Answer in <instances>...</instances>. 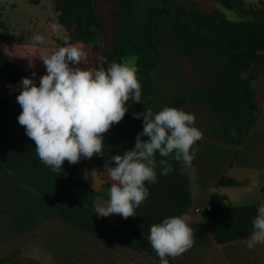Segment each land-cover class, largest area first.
<instances>
[{
    "label": "crops",
    "instance_id": "0c3cea01",
    "mask_svg": "<svg viewBox=\"0 0 264 264\" xmlns=\"http://www.w3.org/2000/svg\"><path fill=\"white\" fill-rule=\"evenodd\" d=\"M243 1L252 6L264 2ZM95 3L105 30L102 48L111 52L110 33L117 25L113 15L119 0ZM7 12L15 18L12 33L3 20ZM0 15V25L9 32L8 39L0 41V64H13L36 83L47 74L43 60L61 47L86 53L78 66L83 70H95L101 59L100 49L67 44L54 0H38L35 5L30 0H0ZM152 38L161 56L150 75L153 94L142 107L127 102L126 114L142 121L149 109L154 114L164 107L194 114V127L203 133L195 163L188 168L172 165L168 175L157 173V183L146 182L149 196L135 216L96 219L95 207L108 200L113 183L108 172L79 161L76 173L89 191L64 164L59 171L44 164L25 128L0 115V259L19 251L24 259L39 264H154L126 223L149 240L153 224L187 214L194 245L176 258L167 257L171 263L264 264V244L251 250L245 243L248 238L217 244L194 210L264 205L260 191L264 187V68L253 83L259 110L252 113L243 100L242 78L213 43L191 37L165 16L154 18ZM20 91V84L0 77V99L17 103ZM171 97L183 98L184 105L176 107ZM222 177L240 186L217 187ZM251 190L256 198L247 195Z\"/></svg>",
    "mask_w": 264,
    "mask_h": 264
},
{
    "label": "clouds",
    "instance_id": "9594fccd",
    "mask_svg": "<svg viewBox=\"0 0 264 264\" xmlns=\"http://www.w3.org/2000/svg\"><path fill=\"white\" fill-rule=\"evenodd\" d=\"M36 40L43 42L41 36ZM85 59L86 53L76 47L53 51L43 60L47 74L40 78L39 87L32 79L22 78L16 97L22 108L19 125L35 142L39 159L54 171H59L65 160L75 164L81 156L103 157L104 134L123 119L128 111L126 102L141 101L137 57L95 70L78 67ZM194 123V114L171 107L155 114L149 109L143 114V131L137 134L134 148L111 156L113 166L107 168L113 181L109 198L103 205H96L95 213L101 217H133L149 196L146 182H158L157 166L161 175H168L173 171L167 159L170 157L185 168L191 167L198 151L193 146L203 136ZM157 153L164 159L157 161ZM189 220L183 214L151 226L148 239L161 264H168L167 257L176 258L193 247L194 230ZM252 224L253 231L245 241L249 250L264 244V205L258 208Z\"/></svg>",
    "mask_w": 264,
    "mask_h": 264
},
{
    "label": "trees",
    "instance_id": "16d2710c",
    "mask_svg": "<svg viewBox=\"0 0 264 264\" xmlns=\"http://www.w3.org/2000/svg\"><path fill=\"white\" fill-rule=\"evenodd\" d=\"M192 11H187L176 0H119L116 13L113 15L116 26L111 30L110 42L112 51L102 48L105 30L98 14L95 0H54L57 20L67 32V44L81 43L85 46L101 50V59L95 69H105L113 62L135 56L138 68L137 79L141 84L142 96L139 104L153 94L150 80L152 71L159 65L161 56L152 38V23L156 16H165L172 20L177 28L191 37H203L213 43L219 50L221 58L230 64L234 72L242 78V94L246 108L256 113L258 105L253 99V83L264 68V2L248 5L243 0H211L216 6L234 12L237 20H229L218 8L204 12L196 0H190ZM38 0H30L32 5ZM8 30L0 25V41L8 39ZM0 77L14 83H21L22 78L32 79L25 72L11 63L0 64ZM39 87V83H36ZM176 107L184 105L181 97H171ZM22 108L19 104L0 99V115L18 123ZM19 124V123H18ZM143 131V121L126 114L123 119L113 125L103 136V157L93 156L89 162L107 171L113 166L111 156L132 150L135 138ZM147 140V137H142ZM200 142L193 146L199 151ZM196 157L192 161L195 163ZM156 159H164L156 154ZM169 159L171 165H183ZM66 170L80 183L77 176L78 162H63ZM159 166L156 173L160 172ZM82 185L91 191L84 183ZM217 187H237L240 183L222 177L216 182ZM264 199V187L260 188ZM258 214V205L232 206L226 208L202 210L201 218L207 226L214 242L230 243L248 238L253 231L252 221ZM135 240L152 259L154 264L160 259L151 243L131 223H126ZM170 264L171 261H169ZM0 264H39L24 259L22 253L16 251L2 259Z\"/></svg>",
    "mask_w": 264,
    "mask_h": 264
},
{
    "label": "rangeland",
    "instance_id": "374dc122",
    "mask_svg": "<svg viewBox=\"0 0 264 264\" xmlns=\"http://www.w3.org/2000/svg\"><path fill=\"white\" fill-rule=\"evenodd\" d=\"M176 1H177L178 4H180L182 7H184L187 11H190V12L192 11V6H191V1L190 0H176ZM196 2L198 3L200 8L204 12H211L213 10V7L215 6V8L220 9L226 15V17L229 20H237V17H236L234 12L227 11V10H225V9L219 7V6L214 5L211 0H196ZM0 17H1V15H0ZM3 20H4L5 24H6V26L10 29V31L12 33L13 29L16 26L15 18L13 16V13L7 12L3 16ZM88 49H90L91 51H96V49H92V48H88ZM129 103H131V102H129ZM128 105L129 104L126 102L125 107H128ZM249 193L247 194L249 196V198L253 199V198L257 197L256 191L251 190V192H249Z\"/></svg>",
    "mask_w": 264,
    "mask_h": 264
},
{
    "label": "built area",
    "instance_id": "2783aa9c",
    "mask_svg": "<svg viewBox=\"0 0 264 264\" xmlns=\"http://www.w3.org/2000/svg\"><path fill=\"white\" fill-rule=\"evenodd\" d=\"M194 210L196 212H201L202 210H211V208L210 207H207L206 209H203V208L196 207ZM96 219H101V216L96 215Z\"/></svg>",
    "mask_w": 264,
    "mask_h": 264
},
{
    "label": "water",
    "instance_id": "95a60500",
    "mask_svg": "<svg viewBox=\"0 0 264 264\" xmlns=\"http://www.w3.org/2000/svg\"><path fill=\"white\" fill-rule=\"evenodd\" d=\"M79 161H83L84 162V161H89V159L81 156L80 159H79ZM157 264H161L160 259L157 261ZM168 264H170L169 261H168Z\"/></svg>",
    "mask_w": 264,
    "mask_h": 264
}]
</instances>
